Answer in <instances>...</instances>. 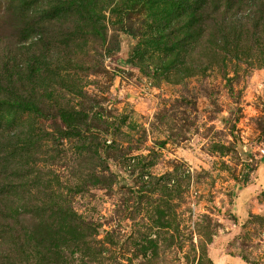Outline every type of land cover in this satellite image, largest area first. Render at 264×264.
I'll list each match as a JSON object with an SVG mask.
<instances>
[{
  "label": "rangeland",
  "instance_id": "374dc122",
  "mask_svg": "<svg viewBox=\"0 0 264 264\" xmlns=\"http://www.w3.org/2000/svg\"><path fill=\"white\" fill-rule=\"evenodd\" d=\"M247 1L0 0V264H264Z\"/></svg>",
  "mask_w": 264,
  "mask_h": 264
},
{
  "label": "trees",
  "instance_id": "16d2710c",
  "mask_svg": "<svg viewBox=\"0 0 264 264\" xmlns=\"http://www.w3.org/2000/svg\"><path fill=\"white\" fill-rule=\"evenodd\" d=\"M246 5H247L246 12H244L243 14H240L239 29L242 30V27L252 28V31L255 37H257L258 34L262 37L263 32H264V0H248ZM243 16H250V17H253L254 19L248 24L246 23V21L243 22V19H244ZM262 23H263V28H260V26H262ZM224 38L226 40H230V38L233 39L232 32H230L229 30H226L224 34ZM256 41L258 43L257 39ZM230 44L233 45V43H230ZM261 62H264V55L261 58ZM13 101H15V99ZM25 105H28V104H25Z\"/></svg>",
  "mask_w": 264,
  "mask_h": 264
}]
</instances>
